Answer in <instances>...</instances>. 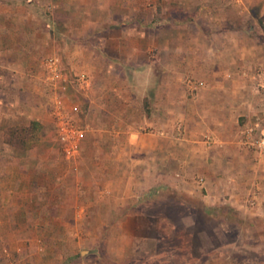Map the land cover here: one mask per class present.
Wrapping results in <instances>:
<instances>
[{
	"label": "rangeland",
	"instance_id": "374dc122",
	"mask_svg": "<svg viewBox=\"0 0 264 264\" xmlns=\"http://www.w3.org/2000/svg\"><path fill=\"white\" fill-rule=\"evenodd\" d=\"M31 1L42 6L46 20L52 21L54 16L72 24L74 35L79 27L76 24L105 26L116 17L124 18L127 24L138 23L140 38L146 42L156 37L158 30L161 38L166 35L200 39L184 23L198 18L204 28H209L215 26L214 22L223 24L227 20L230 26L241 29L237 36L241 45L221 50L241 56L242 68L250 70L252 77L251 87L247 81L237 82L246 88L252 104L250 115L239 122L251 123L258 116L264 124V99L259 89V75L264 74V0H117V14L109 8L113 0ZM55 4H60V14L56 12L57 6L53 7ZM69 5L72 8L68 9ZM199 6H204L201 12L205 14H200ZM68 10L72 11L70 15ZM50 58L59 60L66 78L63 91H58L59 82L53 84L47 79L46 61ZM40 64L43 76L38 80L44 89V101L52 99L49 91L55 92L61 99L60 109L80 134L74 143L59 139L54 108L57 105H52L53 100L47 105L48 119L44 124L38 121L43 126L35 131L38 142L28 150L7 143L5 146L1 129L9 122H0V264H264V222L257 217L250 219L227 205L207 206L198 197L179 192L172 185L143 190L141 184L151 180L149 175H133L136 181L131 182L126 173L131 170V161L123 155L126 143L120 137L101 133L99 126H91L92 122H100V113L90 111L84 97L93 83L89 76H69V66L58 55H48ZM97 82L102 80L97 78ZM172 89L178 90L175 85ZM151 97L145 95L142 102L132 103L127 110L113 109L105 121L116 122L115 131L124 127L117 122H143L144 117L155 114ZM205 113V117L211 116L209 111ZM160 115L163 122V112ZM244 126L239 131L240 142ZM139 131L144 144L151 142L147 128ZM203 131L200 126L195 130L200 136L196 137L194 152L202 157L212 156L203 143L207 140ZM103 140L109 143H101ZM74 144L76 148L68 150ZM139 156L144 162L140 164L146 165L147 153L141 152ZM251 159L257 171L263 172L264 153L252 155ZM10 167L18 173L10 176ZM5 170L7 176L3 174ZM19 177H23L19 182L22 187L17 188L13 182ZM39 186L48 190L40 191ZM10 189L11 192H5ZM129 194L132 196L128 203L118 206L119 198Z\"/></svg>",
	"mask_w": 264,
	"mask_h": 264
},
{
	"label": "crops",
	"instance_id": "0c3cea01",
	"mask_svg": "<svg viewBox=\"0 0 264 264\" xmlns=\"http://www.w3.org/2000/svg\"><path fill=\"white\" fill-rule=\"evenodd\" d=\"M55 6L56 12H61L60 4ZM118 7L117 0H113L109 8L117 14ZM203 7H198L201 15L205 14L201 12ZM42 9L31 0H0V122H9L8 126L33 120L45 123L50 114L47 105L52 100L55 105L57 97L49 91L52 99L44 101V89L38 80L43 76L40 63L48 55H58L69 66V76L86 73L92 80L84 97L88 109L100 113V122H92L91 126H99L101 133L120 137L126 143L123 155L131 161V170L126 171L131 182L136 181L133 175H149L151 182L141 184L143 190L172 185L179 192L198 197L207 206L227 205L250 219L257 217L264 222V171H257L256 163L250 162L252 155L261 152L241 144L239 136L240 128L249 123L239 120L250 115L252 104L246 88L237 82L247 81L251 87V72L242 68L241 56L221 50L241 45L237 38L240 28L230 26L227 20L204 28L197 18L184 26L200 35V39L166 35L161 38L158 30L157 36L146 42L140 38L138 23H132L133 26L123 22L124 18L112 17L105 26L76 24L79 27L74 30L75 36L72 24L54 16L48 21ZM262 14L264 17V6ZM206 47L211 49L205 51ZM155 48L159 50L152 53ZM97 78L102 82L98 83ZM173 85L178 90L173 91ZM145 95L152 96L151 101L154 99L152 117H144L143 122L129 120L125 125L117 122L124 126L122 131L114 130L116 122L105 121L113 109L127 110L132 103L142 102ZM205 111L211 116L205 117ZM7 125H3L2 135ZM199 126L204 129L207 140L203 143L212 156L202 157L194 152L196 137L200 136L195 130ZM140 128L149 130L148 144L142 142ZM3 143L6 146L4 139ZM141 152L148 155L144 166L140 164L144 163L140 160ZM18 171L14 173L10 167L9 175ZM198 177L204 179L202 185L195 179ZM22 178H17L13 186L22 187ZM41 190L48 189L41 186ZM131 196L119 198L117 205L125 206Z\"/></svg>",
	"mask_w": 264,
	"mask_h": 264
},
{
	"label": "built area",
	"instance_id": "2783aa9c",
	"mask_svg": "<svg viewBox=\"0 0 264 264\" xmlns=\"http://www.w3.org/2000/svg\"><path fill=\"white\" fill-rule=\"evenodd\" d=\"M46 66L48 67V76L47 79L50 81V83L56 84L59 82L60 86L58 87L59 91H63L66 83V78H64L60 67H59V60L58 58H50L46 61ZM259 89L262 93L263 99H264V74L259 75ZM61 99H56V105L55 108V121L58 122V134L59 139L63 142L67 143H74V139L78 135V131L76 130L75 126L71 123L70 118L68 115L65 114L64 111H62L58 105L60 103ZM80 134V133H79ZM241 143L245 145L247 148H251L253 150H256L258 152L264 153V124L262 123V120L260 117H256L255 120L251 123L246 124L243 129L241 130ZM76 148V144L73 146H69ZM204 182V179L202 177L198 178V183L202 185ZM252 204V202H251Z\"/></svg>",
	"mask_w": 264,
	"mask_h": 264
},
{
	"label": "trees",
	"instance_id": "16d2710c",
	"mask_svg": "<svg viewBox=\"0 0 264 264\" xmlns=\"http://www.w3.org/2000/svg\"><path fill=\"white\" fill-rule=\"evenodd\" d=\"M41 127L42 124L36 120L26 126H11L3 133L4 142L19 150H28L37 144L38 136L35 131Z\"/></svg>",
	"mask_w": 264,
	"mask_h": 264
}]
</instances>
